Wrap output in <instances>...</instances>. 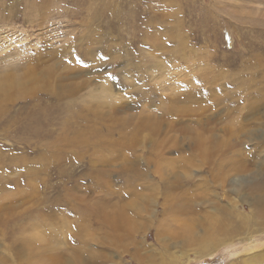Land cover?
Segmentation results:
<instances>
[{
	"label": "rangeland",
	"instance_id": "374dc122",
	"mask_svg": "<svg viewBox=\"0 0 264 264\" xmlns=\"http://www.w3.org/2000/svg\"><path fill=\"white\" fill-rule=\"evenodd\" d=\"M4 1L0 70L30 77L0 89V264H137L135 246L147 264H264L255 219L194 249L211 206L238 200L225 180L264 175V0ZM65 127L124 144L71 153L53 142ZM180 198L188 212L170 214Z\"/></svg>",
	"mask_w": 264,
	"mask_h": 264
},
{
	"label": "bare ground",
	"instance_id": "6f19581e",
	"mask_svg": "<svg viewBox=\"0 0 264 264\" xmlns=\"http://www.w3.org/2000/svg\"><path fill=\"white\" fill-rule=\"evenodd\" d=\"M5 1L4 0H0V9H2V15H3V19H7L11 16L13 10H15V5H1L2 3H4ZM172 2V1H171ZM217 4L216 5H221L222 2L221 0H217L216 1ZM236 5H241L240 3L238 2H235ZM231 5V4H229ZM12 8V9H10ZM240 11V10H239ZM5 12V13H4ZM160 12V11H159ZM241 12V11H240ZM236 12V13H239V17L238 18H244L245 16L242 15V12ZM161 14V13H160ZM165 14V13H164ZM131 19V18H130ZM129 19V20H130ZM160 19V18H159ZM163 19H165V17L163 16ZM175 19V18H174ZM161 20V19H160ZM177 21V19H175V22ZM161 22V21H159ZM163 22V21H162ZM166 24V22H164ZM133 24V23H132ZM164 24V25H165ZM134 26V25H133ZM132 26V27H133ZM133 33V32H132ZM104 34V33H103ZM182 34V32H181ZM181 34H180V30L179 28H176V31H174V39L176 41H178L179 43L181 42L182 38H181ZM154 35V34H153ZM154 37V36H153ZM151 38V37H150ZM152 39V38H151ZM154 43V42H153ZM55 65V64H53ZM52 66V65H51ZM48 68V66L46 67ZM49 68H53V67H50ZM45 69V67H44ZM78 69V68H77ZM10 70V69H9ZM41 70V69H40ZM53 70V69H52ZM53 72V71H52ZM75 73V72H74ZM81 73V72H80ZM71 76V75H70ZM30 77V71L29 70H18V71H7V70H0V89H2V84H9V85H13V87L15 88V90L17 92L21 91V89L23 88V84L25 83V79H22V78H29ZM105 80V79H104ZM106 81V80H105ZM108 82V81H107ZM106 84H103L102 86V89H104V92L105 94L109 97L112 96L111 95V86L109 84V82ZM62 86L56 90H54L55 87L51 88L53 89L54 91L52 92L54 94V97L56 99H60V98H65V96L69 97L70 94H72V91L73 88H70V83H67V82H64L61 84ZM69 86V87H68ZM67 88L66 90H61V89H65ZM50 89V88H49ZM101 89V90H102ZM5 90V88H4ZM114 97V96H113ZM176 96H174V100L173 102H176ZM178 97V95H177ZM105 98V96H104ZM180 99V98H179ZM178 99V100H179ZM187 99V98H186ZM184 98V101L183 103L185 102L186 100ZM172 100V99H171ZM177 100V102H178ZM183 100V99H182ZM181 100V101H182ZM189 99H187L188 101ZM180 102V101H179ZM176 104V103H175ZM188 104V103H186ZM68 105V104H67ZM180 105V104H178ZM171 106V105H170ZM68 107V106H67ZM174 109L176 108V106H174ZM172 107V108H173ZM183 107V106H182ZM187 107V106H186ZM185 107V108H186ZM171 108V109H172ZM180 108V107H179ZM184 108V107H183ZM184 108V110H185ZM188 108V107H187ZM186 108V110H188ZM254 108V107H253ZM170 109V110H171ZM177 109V108H176ZM175 111H178L175 110ZM179 112V111H178ZM186 112V111H185ZM184 112V113H185ZM111 114V113H110ZM177 114V112H176ZM88 115V116H86ZM114 115V113H113ZM181 115V114H180ZM88 118L90 116V114H85L84 117H82L81 119L83 118ZM112 120V118H111ZM237 122V121H236ZM62 123V122H61ZM75 123V122H74ZM232 123V122H231ZM239 124V123H238ZM92 125V124H91ZM70 126V125H68ZM67 126V127H68ZM240 127V125H238ZM64 127V126H63ZM67 127H65L66 131L69 130L67 129ZM83 131H85V128H81ZM235 129V128H233ZM251 129V128H250ZM255 129V128H254ZM257 129V128H256ZM255 129V130H256ZM263 129V128H262ZM239 130V129H238ZM254 130V131H255ZM69 131H74L73 128L72 130L70 129ZM235 131V130H234ZM232 130V133L234 132ZM249 131V130H247ZM252 131V130H251ZM250 131V132H251ZM231 132V131H230ZM258 132V131H257ZM263 132V131H262ZM71 133V132H70ZM73 133H76L75 131ZM71 133V137L68 136L67 134H63V135H60V136H63L62 140H66L65 138H67V136L69 137L68 140H70V142L68 143H64V142H61V137H57L58 139H56L54 141L53 139V142L54 143H59L58 145L61 147V146H65L64 148H68L67 151H71V153L74 152L73 150V146L71 145H74L75 143H78V144H86L88 146H90V142H96V143H93L92 144V147H97V148H100V147H109L110 145L113 146V148L119 144V145H123L124 144V141L122 140V137L123 135H120L119 138L117 139L118 141H112L113 143H108V141L106 142H97V140L95 141H87L86 139V142H85V138H91L90 136H92L93 134L91 132H83L82 135L81 134H77L79 133V131L76 133V134H73ZM249 132H247L248 134ZM60 134V133H59ZM58 134V135H59ZM251 134V133H250ZM254 134V133H253ZM256 134V133H255ZM89 136V137H88ZM95 137H99L100 135H97L96 134L94 135ZM253 136V135H252ZM101 137V136H100ZM202 137V136H201ZM200 137V138H201ZM104 138V137H103ZM102 138V139H103ZM258 138V137H257ZM76 139V140H75ZM95 139V138H94ZM107 139V138H105ZM92 140H93V137H92ZM111 140V139H110ZM109 140V141H110ZM49 141V140H48ZM104 141V140H103ZM52 142V141H50ZM75 142V143H74ZM118 142V143H116ZM61 143H64L61 145ZM90 145H89V144ZM42 144V142H41ZM40 144V145H41ZM78 144H77V148H78ZM47 145H49L47 143ZM57 145V146H58ZM46 146V145H45ZM52 146V145H51ZM68 146V147H66ZM85 146V145H84ZM83 146V147H84ZM110 146V148H111ZM75 147V145H74ZM81 149H84L82 148V146H80ZM55 148V147H53ZM52 147L50 149H53ZM86 148V147H85ZM88 148V147H87ZM91 148V147H90ZM197 151H202L204 154H207L209 152V150L207 148H211V145H204V143L202 145H198L197 147ZM214 148V147H213ZM80 151L82 153V151ZM56 150V148L54 149ZM73 150V151H72ZM76 150V149H75ZM86 150V149H84ZM87 151V150H86ZM64 152V151H63ZM58 153V152H57ZM75 153V152H74ZM214 153V152H213ZM203 155V154H202ZM206 156V155H205ZM203 157V156H202ZM208 157V156H207ZM59 159V158H58ZM187 161V160H186ZM188 162V161H187ZM207 163V162H206ZM244 168V166H243ZM41 169V168H40ZM237 169V168H236ZM239 172V171H238ZM247 172V171H246ZM249 173L246 175H242V176H236V177H231L230 179L228 180H225L228 185H229V190L232 191L233 194H235V196L237 197L238 200H236L235 202H233V204H230V203H226V205L224 206H218V210L214 209V207L211 206V208L213 209V211L215 210V212H212L211 215H209V217L205 220V223L207 224V230H204V234L203 236L201 237H197L196 236V233H195V248L196 250V255L198 256H202L203 254H205L207 251H210L213 249L212 246L214 245H217L225 240H228L230 239V237L234 234V233H238V232H243L244 231V227L245 226H252L250 225V222L252 219H255V223H254V227H256V230L255 231H258L260 230L261 228H264V175L263 174H260V171H255V172H252V170L248 171ZM226 178H228V174L225 175ZM70 179V178H68ZM167 187V186H166ZM170 187V186H168ZM166 197H169V194L167 192V196L165 194V198ZM213 202V201H212ZM215 203V202H214ZM236 203H239V204H242V206L246 203L248 204V207H249V212H245V211H241L239 209H237V206L239 204H236ZM114 205V204H113ZM186 204L184 203L183 199L180 198V200H175L173 203H171L170 205V208H169V213L170 214H174V213H184V212H188V207L185 206ZM214 206V204H213ZM117 207V206H116ZM65 220V217L64 219ZM46 222V221H45ZM43 223V222H42ZM47 224L50 225L49 222H46ZM45 223V224H46ZM66 223V222H65ZM100 223V222H99ZM64 224V223H63ZM68 224V223H67ZM105 225V224H104ZM114 225V224H113ZM186 225L188 226L187 230H186V242L193 245L194 243V238L192 236V232H195V230L193 229V226L191 227L190 224L188 225V223H186ZM48 226V225H47ZM98 226V225H97ZM82 227V226H81ZM57 228V227H56ZM69 228V227H68ZM58 229V228H57ZM72 230V229H71ZM191 230V231H190ZM262 230V229H261ZM54 231V230H53ZM84 231V230H83ZM90 231V230H89ZM88 231V232H89ZM37 233V232H36ZM39 236L37 235H34L35 237L37 238H41L42 239V232H39ZM55 234V232H54ZM214 234H216V236H214ZM80 236V235H79ZM56 237V236H55ZM53 238V237H52ZM57 238V237H56ZM40 239V240H41ZM54 239V238H53ZM66 239V238H65ZM82 239V238H81ZM66 241V240H65ZM64 241V242H65ZM67 243V242H66ZM50 246V245H49ZM52 246V245H51ZM139 246H135V251H139V254H137V252H135L136 254V263L137 264H147V263H150L148 260H145L142 256H140V253L142 251V248L141 251L140 249L138 248ZM142 247V246H140ZM50 248V247H49ZM145 248V247H143ZM146 250V249H145ZM95 256V255H94ZM42 257V256H40ZM43 258V257H42ZM49 258V257H48ZM78 258L77 260H79L80 262V259L83 258L81 257V255H78ZM50 259V258H49ZM74 259V258H73ZM161 260V259H160ZM68 261V260H67ZM75 261V260H74ZM174 260L172 258H169V259H165V258H162V260L160 261L159 264H177L175 261L173 262ZM46 262V261H45ZM66 262V261H65ZM62 263V262H61ZM73 263V262H72ZM36 264H44V261L43 259H39L38 261H36ZM48 264V263H47ZM66 264V263H65ZM120 264V263H119Z\"/></svg>",
	"mask_w": 264,
	"mask_h": 264
}]
</instances>
